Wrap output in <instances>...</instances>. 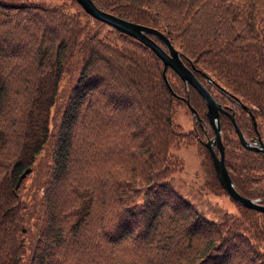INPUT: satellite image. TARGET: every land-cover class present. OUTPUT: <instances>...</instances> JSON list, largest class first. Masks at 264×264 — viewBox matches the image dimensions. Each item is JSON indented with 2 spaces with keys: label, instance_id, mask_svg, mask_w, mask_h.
<instances>
[{
  "label": "trees",
  "instance_id": "1",
  "mask_svg": "<svg viewBox=\"0 0 264 264\" xmlns=\"http://www.w3.org/2000/svg\"><path fill=\"white\" fill-rule=\"evenodd\" d=\"M92 1L165 34L216 101L248 107L261 133L264 0ZM72 4L0 0V264H264V212L201 208L176 186L183 164L171 149L197 141L212 159L175 122L185 104L161 61ZM166 79L209 127L199 94L170 68ZM219 122L235 189L264 200V158ZM42 152L45 171L28 183Z\"/></svg>",
  "mask_w": 264,
  "mask_h": 264
},
{
  "label": "water",
  "instance_id": "2",
  "mask_svg": "<svg viewBox=\"0 0 264 264\" xmlns=\"http://www.w3.org/2000/svg\"><path fill=\"white\" fill-rule=\"evenodd\" d=\"M74 1L82 8L85 13L90 15L92 18L106 24L112 29L135 38L137 41L149 48L162 63V76L167 88L170 90L173 96L178 98L186 105L187 109L193 116L194 122L201 126L202 120L199 117L197 111L190 104L188 98L178 96L172 91L166 79L167 68H170L178 76V78L182 81L185 90H187V88L190 86L199 94L206 108L205 115L207 122L213 133V136L210 138L204 131L205 140L203 141V145L211 156L215 177L219 185L222 187L225 193L239 205L263 213L264 203H261L257 198H249L241 195L235 189L224 164V145L222 143L221 127L219 122L220 113H224L229 118L232 130L235 132L242 148L260 153L264 156V142L262 141L259 132L256 129L255 119L248 107L244 106L243 104H239L244 110L248 112L251 118L252 126L255 130V143H250L245 139L235 121L233 113L227 112L224 107L215 100L209 90L193 75L192 70L183 63L179 51L172 45L165 34L154 27L129 21L109 12H105L99 9L92 0ZM154 39L159 41L161 45ZM200 74L206 80H208L209 77L204 72L200 71ZM220 91L222 92L223 89H220Z\"/></svg>",
  "mask_w": 264,
  "mask_h": 264
},
{
  "label": "rangeland",
  "instance_id": "3",
  "mask_svg": "<svg viewBox=\"0 0 264 264\" xmlns=\"http://www.w3.org/2000/svg\"><path fill=\"white\" fill-rule=\"evenodd\" d=\"M34 1L43 2L49 5L63 6L66 9L74 11L72 0ZM63 83H67V80ZM218 92L219 91L216 89L213 90V93L219 97L220 92ZM174 120L183 132H200L201 140H205L199 126L196 122H194L193 116L189 113L187 108L183 106V104H180L176 108ZM208 128V126L204 127L205 132H208ZM260 130L264 136V128H261ZM210 133L208 132L207 136L211 138L212 134ZM198 143L199 142L197 141L182 142L177 147L170 150V152L176 155L183 164L182 170L177 174V180L175 182L176 186L186 198L201 208H204V203L208 202L209 205L207 206H211L215 210L225 211L237 215L239 213L238 206L218 184L212 168V162L206 156L203 148ZM46 165L47 161L45 159V154L42 152L37 157V167H35L36 172L31 176L28 183L31 182V184H37L40 179L39 173L43 174L45 171L43 167ZM259 187L260 186H257V188ZM100 212L101 207L98 205L88 221L89 229H95L101 224L99 223Z\"/></svg>",
  "mask_w": 264,
  "mask_h": 264
},
{
  "label": "flooded vegetation",
  "instance_id": "4",
  "mask_svg": "<svg viewBox=\"0 0 264 264\" xmlns=\"http://www.w3.org/2000/svg\"><path fill=\"white\" fill-rule=\"evenodd\" d=\"M218 90V89H217ZM223 94V95H222ZM221 95L223 96V98H224V100L225 101H227V102H231V104L232 105H229L228 103H226V102H224L223 100H221V101H219L220 103H221V105L224 107V109L227 111V112H232L233 113V116H234V118H235V109L233 108V107H239V108H241L242 110H244L240 105H238V101H236V100H232L231 99V97H229V95H226V94H224V93H221ZM216 99V98H215ZM245 111V110H244ZM246 112V114L247 115H249L248 114V112L247 111H245ZM220 115H224V116H226L224 113H220L219 114V117H220ZM238 115L239 116H241V114L239 113V111H238ZM227 117V116H226ZM250 117V116H249ZM228 118V117H227ZM229 119V118H228ZM236 121V120H235ZM229 122H230V120H229ZM251 123H252V121H251ZM198 125V124H197ZM204 124H203V122L201 121V126L200 125H198L199 126V128H204V126H203ZM230 125H231V123H230ZM210 127V126H209ZM239 127V126H238ZM252 128H253V126H252ZM211 129V128H210ZM240 129V128H239ZM256 129H257V126H256ZM231 130H232V127H231ZM241 130V129H240ZM258 130V129H257ZM196 131H197V129H196ZM232 132H233V134H234V136H235V138H236V140L238 141V139H237V136H236V134H235V132L232 130ZM242 132V134H243V136L245 137V139L246 140H248V142H250V143H255V130H254V128H253V132L252 133H250L248 130L247 131H241ZM258 132H259V130H258ZM197 136H199V134L198 133H195ZM207 134V133H206ZM208 135V134H207ZM259 135H260V137H261V139H262V141L264 142V137H262V135H261V133L259 132ZM209 137V136H208ZM199 140L200 141H202L200 138H199ZM238 144L240 145V143H239V141H238ZM241 146V145H240ZM242 147V146H241ZM249 151V150H248ZM251 152H253V151H251ZM254 153H257V152H254ZM259 155H261L263 158H264V156L262 155V154H260V153H258Z\"/></svg>",
  "mask_w": 264,
  "mask_h": 264
}]
</instances>
